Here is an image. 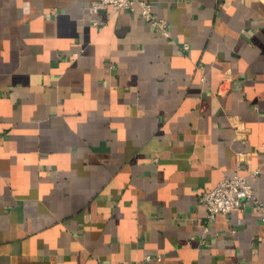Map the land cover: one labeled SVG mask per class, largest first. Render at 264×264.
<instances>
[{
    "label": "crops",
    "instance_id": "1",
    "mask_svg": "<svg viewBox=\"0 0 264 264\" xmlns=\"http://www.w3.org/2000/svg\"><path fill=\"white\" fill-rule=\"evenodd\" d=\"M148 1L0 0V264H264V0Z\"/></svg>",
    "mask_w": 264,
    "mask_h": 264
},
{
    "label": "built area",
    "instance_id": "2",
    "mask_svg": "<svg viewBox=\"0 0 264 264\" xmlns=\"http://www.w3.org/2000/svg\"><path fill=\"white\" fill-rule=\"evenodd\" d=\"M138 4L141 5L143 16L148 21L164 31L167 30L165 21L156 17L153 5L148 0H92L91 7L95 12H100L110 6L117 9L134 10ZM185 47L188 48V45ZM112 65L114 66V64ZM257 174L258 171L253 172V175ZM248 201L254 203L258 212L264 218V203L257 199L249 176L244 174L221 179L213 188L205 189L200 193V202L208 210L209 221H212L219 214L229 215L235 209H243ZM128 264L144 263L131 261Z\"/></svg>",
    "mask_w": 264,
    "mask_h": 264
}]
</instances>
